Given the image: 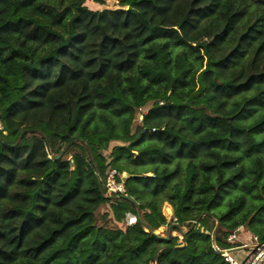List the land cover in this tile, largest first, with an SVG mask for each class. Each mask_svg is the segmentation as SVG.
<instances>
[{
  "label": "trees",
  "instance_id": "obj_1",
  "mask_svg": "<svg viewBox=\"0 0 264 264\" xmlns=\"http://www.w3.org/2000/svg\"><path fill=\"white\" fill-rule=\"evenodd\" d=\"M86 1L0 0V264H228L218 226L264 244V0Z\"/></svg>",
  "mask_w": 264,
  "mask_h": 264
},
{
  "label": "built area",
  "instance_id": "obj_2",
  "mask_svg": "<svg viewBox=\"0 0 264 264\" xmlns=\"http://www.w3.org/2000/svg\"><path fill=\"white\" fill-rule=\"evenodd\" d=\"M0 131H3V125L0 122ZM128 177V173L126 171H119L117 169H109L106 176V187L107 192L111 196L119 197L121 195H126V186L125 182ZM129 224L135 222V217H128ZM169 222L173 224H177V218L172 214L170 216ZM167 229V226H166ZM248 234L249 239H251L254 243L253 246H250L252 252L242 261L241 263L237 258L233 256L232 253L227 252V250L236 248V247H246L247 244L242 242V237L244 234ZM250 232L246 231L244 226H239L234 231H226L222 227H217L213 233V239H219L223 243V248H219L217 244L214 243V250L219 251L222 250L223 254H221L225 261L228 264H264V249H259L256 246L260 245L256 236L252 235Z\"/></svg>",
  "mask_w": 264,
  "mask_h": 264
},
{
  "label": "rangeland",
  "instance_id": "obj_3",
  "mask_svg": "<svg viewBox=\"0 0 264 264\" xmlns=\"http://www.w3.org/2000/svg\"><path fill=\"white\" fill-rule=\"evenodd\" d=\"M85 6L90 10V11H101L105 8H109V9H118V8H123L125 7L124 4L119 1V0H105V4L104 5H101L98 0H87L86 3H85ZM115 143H112L111 145L113 146ZM109 154V151H106L104 153L105 156H108ZM69 159L71 157H68ZM168 207H170L172 209V207L168 204H165L163 206V213L164 215L166 216L167 220L169 221L170 219V216L173 214V209H172V214H169V211H168ZM108 213V214H106ZM103 215H106L107 217L104 218ZM96 221H97V224H101L105 221L108 222L109 226L110 227H114L115 223L113 221V215H112V211L110 210V207L108 205L104 206V207H100L96 213ZM122 227H124V225H122ZM184 231V230H183ZM166 232V226H163L161 229L159 228L156 233L157 234H160V235H163L165 234ZM250 241V240H248ZM246 252V251H245ZM236 252L232 253L233 255L235 254ZM250 253H248L249 255ZM238 259V257H237ZM241 263H243L242 261L244 260V257H242V259H238Z\"/></svg>",
  "mask_w": 264,
  "mask_h": 264
},
{
  "label": "crops",
  "instance_id": "obj_4",
  "mask_svg": "<svg viewBox=\"0 0 264 264\" xmlns=\"http://www.w3.org/2000/svg\"><path fill=\"white\" fill-rule=\"evenodd\" d=\"M168 208H170V207H168ZM171 209V208H170ZM171 214H172V209H171ZM162 228V227H161ZM160 228V229H161ZM173 234H176V232H173ZM250 234V233H249ZM249 236H248V234H244L243 235V237H242V242L244 243V244H247L249 247L250 246H253L254 245V243H253V241L251 240V239H249L248 238ZM248 240H250V241H248ZM246 251V252H245ZM252 252V249H248V250H241V251H237L233 256L235 257V258H237L238 257V259H242V257H244V259L248 256V253H251Z\"/></svg>",
  "mask_w": 264,
  "mask_h": 264
},
{
  "label": "water",
  "instance_id": "obj_5",
  "mask_svg": "<svg viewBox=\"0 0 264 264\" xmlns=\"http://www.w3.org/2000/svg\"><path fill=\"white\" fill-rule=\"evenodd\" d=\"M256 247L259 248V249H264V244H260V245H258ZM248 249H250L249 246H246V247H236V248H232V249L227 250V252L234 253V252H237V251L248 250ZM218 253L219 254H223V251L222 250H219Z\"/></svg>",
  "mask_w": 264,
  "mask_h": 264
}]
</instances>
